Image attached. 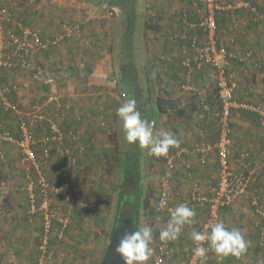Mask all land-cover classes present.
I'll list each match as a JSON object with an SVG mask.
<instances>
[{"label": "crops", "instance_id": "obj_1", "mask_svg": "<svg viewBox=\"0 0 264 264\" xmlns=\"http://www.w3.org/2000/svg\"><path fill=\"white\" fill-rule=\"evenodd\" d=\"M128 1H7L12 12L9 24L11 30L20 32V27L30 28L44 40L55 36L63 37L57 46L46 50L35 46L30 39L29 48L33 61L31 69L21 68L17 60L12 58V66L7 67L1 77L2 86L11 89L9 101L14 108L6 111L0 106V129L9 130L19 137L22 124L30 120L37 110L46 118L43 127L33 128L38 139H43L51 123L58 125L64 133V141L54 147L47 172L50 181L61 186L62 191L68 188L69 197L75 199L78 205L72 208L73 222L65 239H55L52 243L55 261L47 264H99L103 258L105 241L108 242L106 234L109 231V213L113 210V202L107 200L105 183L110 177V169L115 167L117 143L124 133L116 109L129 99L130 94L124 88L130 83L134 89L133 84L138 85L137 79L126 82L122 76L126 72L117 71V68H122L123 71L127 65L131 66V61L126 64L120 58L126 54L127 43H122L121 47L119 44L120 50L115 49V36L117 31L120 32L119 26L124 21V16H127L124 9ZM193 1L144 0L141 13L145 22L143 31L151 37L148 48L151 63L146 67L141 65V70L154 72L157 69L164 81L145 91L135 89L139 95L135 99L137 107L143 112L150 103L148 107L156 109L159 116L158 119L145 116V119L155 120L159 131L173 133L181 141L180 146L190 150L186 157L187 163L178 164L173 172L169 188L173 196V207L185 200L190 201L193 195L207 194L218 179L216 151L205 154V163L193 151L195 146L213 143L219 138L217 121L208 119L205 110L207 107L217 109L219 106L213 69L206 66L203 70L187 71L182 67V46L186 42L181 36L186 34L187 29L178 19L183 9L192 10ZM252 1L264 14V0ZM129 2L133 4V0ZM135 9L134 6L133 13ZM238 15L241 21L249 23L247 29L239 32L232 28L229 14H222L218 19L219 41L239 57L252 54L250 60L236 63L233 67L238 82L236 100L240 103L264 105V20L255 22L244 11ZM137 18L130 20L131 27L136 25ZM148 19L152 24L150 26L146 23ZM192 19H196V15ZM115 23H118L116 27ZM123 33L127 35V30ZM196 34L202 41L206 40L202 32L196 31ZM232 37L236 38L235 43H231ZM116 56L119 58L118 62ZM182 85H192L196 90L185 91ZM142 93L146 95L142 97ZM160 94L167 101L164 107L161 105ZM148 98L151 101L147 102ZM230 123L234 144L232 165L236 169L242 168L243 161L237 159L241 154L249 152L254 163L261 166L264 161V126L257 115L245 109H235ZM66 148L75 153L78 163L70 176L63 179L55 175L54 170L65 168L66 163L60 155V149ZM0 151V162L5 163H0V167H6L8 173L7 185L0 186V264H34L38 257L36 242L41 230V218H30L27 213L25 187L28 177L18 146L2 143ZM146 152L148 151H141L148 162L147 168L142 171V178L144 171L146 177L150 175L155 164V168L161 167L158 169L160 183L161 176L167 170L165 160L149 153L146 155ZM154 158L157 161H153ZM125 177L126 175L123 180ZM253 190L259 193L264 206V168L260 169ZM119 199L117 196V203L114 204L116 207ZM56 202L62 208L70 207L64 199ZM188 206L197 213L196 223L185 226L180 238L169 242L174 255L166 264L185 263V256L194 244L191 232L200 231V225L208 218L207 204L190 201ZM157 207L156 199V211ZM157 213L161 229L169 219V212L159 210ZM225 213L227 227L242 230L248 241V248L240 257L221 258L212 251L211 264H228L227 261L239 263L244 258H257L258 264L263 263V253L258 250L260 246H264V219L252 207L251 194L238 198Z\"/></svg>", "mask_w": 264, "mask_h": 264}, {"label": "built area", "instance_id": "obj_2", "mask_svg": "<svg viewBox=\"0 0 264 264\" xmlns=\"http://www.w3.org/2000/svg\"><path fill=\"white\" fill-rule=\"evenodd\" d=\"M192 10L183 9L179 16V22L186 27V34L181 38L186 42L182 46L184 57L182 67L187 71L194 69L203 70L210 66L215 75L219 106L218 108L207 107L206 115L208 119L217 121L219 128V138L213 143H202L194 147L193 151L201 156V162L205 163V154L215 150L218 157V179L207 194L193 195L190 201L205 203L209 208V215L205 222L200 225V231H208L210 225L217 219L224 221L226 209L231 207L238 198L251 194V205L258 215L264 219V206L261 196L254 192L253 186L256 182L260 169L252 160L251 154L245 152L241 154L237 161L242 160V168L236 169L231 162L233 155V140L230 118L235 109H245L255 113L264 126V105H252L240 103L236 100L238 82L233 67L236 63L246 62L251 59L252 54L247 53L244 57H239L235 52L230 51L227 45L219 41L218 19L222 14H229L232 28L239 32L247 29L249 23L239 19L238 13L244 11L249 14L255 22L264 20V14L252 0H194L191 4ZM196 15V19H192ZM12 19V12L7 6V0H0V106L6 111L14 108L9 101L11 89L2 86L1 77L4 70L12 66V58L17 60L21 68L29 70L33 66L29 40H33L35 46L42 50L57 46L62 36H55L52 39L44 40L37 32L30 28L20 27V32H15L9 28ZM196 31L202 32L206 40L202 41ZM236 38H231V43H235ZM6 47L11 48L8 50ZM183 90L194 92L196 89L192 85H182ZM155 121V120H150ZM46 122L45 115L35 111L32 118L24 122L21 126L20 135L16 137L11 131L0 129V146L2 143L15 144L21 153V162L28 177L25 187L27 194V213L30 218L39 216L41 218V230L37 239L38 257L34 264H47L55 259L52 250V243L55 239L62 241L65 239L72 222V208L78 205L75 199L69 197V190L63 191L61 186L50 181L47 172L54 147L63 140V132L55 123L48 126V132L43 139H38L35 135L34 127H43ZM158 128L155 121L154 133ZM73 142L70 143L72 147ZM189 149L183 146L169 150L164 156L166 172L161 176L160 191L158 194V205L161 199L166 201V207L161 210L174 208L171 206L172 193L170 191L173 172L178 164L187 163ZM1 152V151H0ZM60 155L64 159L66 166L61 170H54L55 175L67 179L72 169L77 166L78 158L71 149H60ZM64 199L70 205L69 208L60 207L56 202ZM188 200L183 204H189ZM226 224V223H225ZM208 226V227H206ZM227 226V224H226ZM206 251L203 256L194 252L196 245L193 244L191 250L185 256L184 264H211L212 250H207L208 245H203ZM174 255L170 243L163 244L157 235L156 256L150 264H166L167 260Z\"/></svg>", "mask_w": 264, "mask_h": 264}, {"label": "rangeland", "instance_id": "obj_3", "mask_svg": "<svg viewBox=\"0 0 264 264\" xmlns=\"http://www.w3.org/2000/svg\"><path fill=\"white\" fill-rule=\"evenodd\" d=\"M129 1L127 2L125 9H124V11H127V13H126L127 16L126 17L124 16V21L122 23H120V26H119V27H121V29H119L120 32L117 31L118 34L115 36V38H116L115 39L116 40L115 49L120 50L119 44L121 47L122 43L123 44L127 43L126 44V48H127L126 54H125V56H122V57L120 56V58H122V62H125L126 64L130 63V61H131V66L127 65L123 69V71H121L122 68H117V71L118 72H126V73H122V76L124 77V80L126 82L129 80L135 81L137 79L138 85L133 84L135 89L137 91L142 90V89H143V91H145V90H148L149 87H151L152 85H155V84L161 85L162 81H164V79L162 80L163 77L160 76L159 70H157V69H154L153 70L154 72H150L149 70L148 71L141 70L142 66L146 67V65L151 63L150 53H149V49H148L149 45H150L151 37H149L146 33H144L145 22L141 16V13L144 9L143 8L144 0H133V4L132 3L130 4ZM127 6L129 7V9ZM134 6L136 9H135V12L133 13ZM136 17H138L136 25L134 27H131L130 26V20L134 19ZM146 23H147V26L152 25L149 19L147 20ZM117 25H118V23H115V27ZM126 30H127V35L125 33H123V31H126ZM131 30L133 31L132 35H131ZM130 46H131V48H130ZM118 60H119V58H118V56H116V61L118 62ZM134 65L136 66L135 70H134V67H135ZM130 85H132V83L128 84L124 88V90L129 92V94H130L129 98L136 99L137 97H139V95L136 94V90L134 88H132ZM147 94L149 95L150 92L148 91ZM145 95H146L145 93H142V97H144ZM160 97H161L160 98L161 99V105H162V107H164V105L167 101H166L165 97L163 96V94H160ZM149 101H151L150 98H148L147 102H149ZM148 106H150V103H149V105L146 106L145 111H143V112L141 111L142 116L144 118H145V116L146 117L151 116L155 119H158V116H159L158 111L156 109L150 108ZM158 132H159V128H158ZM121 136H122L121 141H119V143H117V153H116L117 159L115 162V167L110 169V171H109L110 177L106 180V183H105L107 200L108 201L111 200L113 202V210L110 211V213H109V217H110L109 231L106 234L108 242L105 241L103 257L105 255L106 250H107L109 240L111 237V231H112L113 226H114L115 214H116L115 209L117 208L115 206L117 203V196L120 197L123 193L129 192L124 185L125 180H123V177L125 175V171L127 170V167H131V168H133L134 171L137 170L138 173L136 176L138 177V179L140 181V182H137V185H136L138 188L137 192L139 191V193H138V196L140 199L139 201L141 203V215H140L138 230L141 229L142 227H144L145 225L153 228L154 240L151 244V247L153 249V255L149 261L151 263L155 257L156 237H157L158 231L160 229V219H159L160 216L158 215V213L155 209V202L157 199L158 190H160V187H159L160 183L158 181V178H159L158 169H160L161 167L155 168V164H153L150 175H148L146 177L145 176L146 171H144L143 178H142V171L147 168V164H148L147 159H146L147 157L141 153V151H143L142 149H140L136 145H129L126 142V140L124 138V133ZM146 155H148V152H146ZM152 160L157 161V159H155V158ZM0 163L2 165H5V163H3V162H0ZM156 165H157V167L159 166L158 163ZM6 173H7L6 167H4V166L0 167V186L1 187H5L7 185ZM145 178H147V182H145ZM142 179H143V181H142ZM130 189L133 190V188H130ZM112 192H113V195H110ZM225 218H227V213H225ZM225 218H224V222L226 221ZM225 223L227 224V221ZM36 247H37V242H36ZM258 251L263 253V259H264V246H260V249ZM54 261H55V259L52 262H54ZM101 261L99 264H101ZM236 262L230 263L229 261H227L228 264H258V259L252 258V259L246 260L244 258V259L239 260V263H236ZM13 264H20V263L13 262ZM261 264H264V261Z\"/></svg>", "mask_w": 264, "mask_h": 264}, {"label": "clouds", "instance_id": "obj_4", "mask_svg": "<svg viewBox=\"0 0 264 264\" xmlns=\"http://www.w3.org/2000/svg\"><path fill=\"white\" fill-rule=\"evenodd\" d=\"M116 114L122 121L124 138L129 145H136L142 150H147L155 157L167 156L170 149L180 148L181 141L173 133L165 130L154 133L155 121H149L142 116L134 98L125 100L116 109ZM165 207L166 201L161 199L157 211ZM168 212L169 219L159 231V240L163 244L178 240L185 226L196 223L197 213L187 204L181 203L168 209ZM191 239L196 245L195 254L200 256H203L206 251L204 244L208 245L207 250L214 251L221 258L240 257L248 248V241L242 230L229 229L220 219L213 222L208 231L193 230ZM153 240V228L145 225L132 233H125L116 252L123 258L124 264H148L153 255L151 247ZM201 264H204L203 259Z\"/></svg>", "mask_w": 264, "mask_h": 264}, {"label": "trees", "instance_id": "obj_5", "mask_svg": "<svg viewBox=\"0 0 264 264\" xmlns=\"http://www.w3.org/2000/svg\"><path fill=\"white\" fill-rule=\"evenodd\" d=\"M127 167L125 171L126 179L124 185L129 192L123 193L120 196L117 205V211L115 214L114 226L112 233L124 224V220L132 219L135 230H138L140 215H141V203L137 192V182H140L137 175V170ZM130 188H133L131 190Z\"/></svg>", "mask_w": 264, "mask_h": 264}, {"label": "water", "instance_id": "obj_6", "mask_svg": "<svg viewBox=\"0 0 264 264\" xmlns=\"http://www.w3.org/2000/svg\"><path fill=\"white\" fill-rule=\"evenodd\" d=\"M134 231L135 228L132 219L124 220V224L112 233L101 264H124V260L116 252V248L125 233H132Z\"/></svg>", "mask_w": 264, "mask_h": 264}]
</instances>
